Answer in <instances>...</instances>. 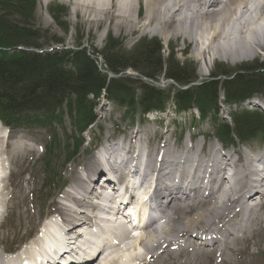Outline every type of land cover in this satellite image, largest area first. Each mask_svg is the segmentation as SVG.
I'll return each instance as SVG.
<instances>
[{
    "label": "rangeland",
    "instance_id": "rangeland-1",
    "mask_svg": "<svg viewBox=\"0 0 264 264\" xmlns=\"http://www.w3.org/2000/svg\"><path fill=\"white\" fill-rule=\"evenodd\" d=\"M141 2L142 0H137L139 6H141ZM36 3V6H34V8L32 9L30 17L26 19L24 18V14H22L18 9L10 6L9 9L6 10L7 18H3H6V20L8 19L9 22H12L13 26L16 28L36 32L37 35L32 36L31 40L33 42H38L39 45L43 46V49L49 50V48L51 47H61L56 45L57 40L65 42L62 45L63 47L69 48L71 50H75L76 48H87L86 51L90 53H102L107 49L113 48L117 44L118 45L116 47L119 48V44H121V53L130 55L134 54L136 51L141 50L145 42L148 43L157 41L162 48V59L164 60V63L166 62L167 64L170 57L173 56L175 61L178 62L181 66H187L188 74H191V72H193L194 76L198 77L199 80H202L203 83L211 82L213 80V75L218 76L221 75L222 72L229 73L228 75L233 74L234 76L232 75V79L233 77H236V72L244 69L245 65L253 66L256 63H264V55L260 54H258V57L256 59L240 60L235 63L231 61H223L221 59H213V62L211 63L209 68V73H205L206 76L202 77V75L200 74L206 72V68H208L205 64L207 60L201 58L202 55L199 53L200 51L196 47V43L194 41L191 42L190 39H186L185 35L181 34H176L175 36L173 34L168 37V39H166V34L161 36L158 35V31L155 32V28H159L157 24L147 27V30H145L147 32H143L146 12H141L140 9L138 12L136 6L134 13L137 12L136 20L140 22V26L139 28H137V30L134 29L132 31H129L125 23H119L118 20H116L112 16L101 15L100 13L88 11L87 9L82 8L81 5L78 6V1L76 0H49L46 9L43 6L41 0H37ZM96 3H98V0H96ZM102 3L104 4V1ZM112 4L113 2L111 3V8ZM167 4L171 6V3L169 1L167 2ZM94 6L96 5L94 4ZM50 7L52 8L50 9ZM111 8L109 9V11H111ZM165 8L166 7H164L161 12L162 14H164V18H168L170 14L164 12ZM2 10L3 8L0 7V16H3V14L5 13V11ZM50 10H52L55 14L53 18L51 17V14L53 12L49 13ZM183 18L184 16L179 15L172 20L178 21L183 20ZM132 19H134V16ZM182 23L180 25H182ZM67 27L70 34L66 33L64 30ZM202 59L204 60V62L202 61ZM100 62L102 63L101 60ZM163 69H165V66L163 67ZM127 76L125 77V79H129L132 81L140 80L139 76L134 75L133 72H130V75ZM162 77H167L166 71H163V73L160 74L159 78H161V80L154 85L156 86V88H159L166 93L174 92L175 90H177L176 86L171 85L170 81H164ZM223 81L224 78L221 79V82ZM225 111H227V108H225ZM96 113L101 117L99 119V124L100 127L104 129V133L99 134V128L94 129V132L92 133L94 139H97L99 136L101 138H106L105 140H107L108 138H113L112 135L113 133H115L114 125L115 123H117L118 118H123L124 110L113 107L109 102H101L96 110ZM103 115H105V117H103ZM220 115L222 118H226L225 112L221 113ZM183 117L185 118V122L188 123L192 120L193 114L189 113ZM123 119H126L125 121L129 120L128 118ZM226 121L230 123L229 118H227ZM65 125L67 126V130H69V120L67 118L65 119ZM122 128L123 125L122 123H120V130ZM213 130V123L210 119L206 122L201 123L198 128V131L208 132L210 134L213 133ZM47 134L49 133L47 132ZM47 134L44 133L43 137L41 135L38 136L41 141V146H43L45 143L44 141L47 140ZM62 134L63 133H60L58 135L61 141L60 148L58 149L59 155L57 160V165H59V167L62 165L64 157H67L65 155L63 142L64 136H62ZM93 145H95V143H93ZM250 145L252 146V148H248L249 152L254 153L258 146L256 143H251ZM239 150L242 151L241 148H239ZM44 153L45 152H36L33 156L29 154L30 156H32V158H28L29 155H27L26 158L25 156H22V158L18 157L14 159V165L16 166L17 172L13 173L10 178V182L14 179L15 188L12 192V197L10 198L7 205V213L9 212V216L13 217L12 214H14V223H11L9 227H7V225L5 228L2 227L0 233L1 247H12L19 240H22L20 239L21 237H25L27 233L31 232L34 229V224L30 221L33 220L35 223H37L38 219L40 218L36 214H32L30 211H28L27 199L29 197V190L33 186L35 187L34 190H38L41 182H43V164L45 160ZM26 177L29 180H25ZM29 182H33L34 184H31ZM1 197L6 198L7 194L5 193L4 196V193H2ZM262 201V204H264V197L262 198ZM38 203L40 202L38 201ZM204 206H206V204H204ZM39 208L41 209L40 204L39 206H35L36 211L39 210ZM257 209L258 207L256 208V210ZM260 214L264 215V211H262ZM193 217L195 216H192V214H190V217L188 219H192ZM254 228L257 229V231H250L249 236L255 235L256 239H254L252 242L254 244L258 243V247L254 246L252 248V245H250L247 249V251H249L252 248L250 254L244 256V254L238 253L245 252L246 248L244 246H246V244H234L233 247H231L234 251L237 250L238 252L232 254L229 252H225V259L221 263L216 262V264H264L262 258H257L259 256L257 252L264 249V226H254ZM173 264H175V262Z\"/></svg>",
    "mask_w": 264,
    "mask_h": 264
},
{
    "label": "trees",
    "instance_id": "trees-1",
    "mask_svg": "<svg viewBox=\"0 0 264 264\" xmlns=\"http://www.w3.org/2000/svg\"><path fill=\"white\" fill-rule=\"evenodd\" d=\"M5 2L6 11L12 1ZM18 3L19 11L29 16L35 4L34 0H19ZM5 15L0 16L1 47H41L38 42L31 40L32 36L36 35L34 32L14 27L8 19L3 18L7 17V13ZM64 30L67 31L68 27ZM103 56L107 69L114 74L132 69L141 76L155 80L166 71V78L181 85L188 84L194 74H188L187 66H181L173 56L168 58L167 64L164 63L162 48L157 41L145 43L136 54L127 55L114 50L104 52ZM66 62H72L76 72L63 70L62 64ZM228 74L222 72L224 77L231 76ZM218 87L219 82L213 81L197 89L180 92L177 101L183 108L195 105L205 115L210 106L217 102ZM222 88L227 101L230 102L247 98L254 93H264V66H247L237 73L233 80L223 82ZM104 89H107L110 98L122 105H128L130 110L135 109L137 105L145 107L152 102L157 105L163 102L162 94L155 90L144 88L143 97L140 98L133 88L124 85L122 81L112 80L108 84L106 76L100 72L96 62L83 52H79L74 59H70L69 54L42 57L16 53L0 58V117L8 120L12 115H16L13 120L16 124L30 119L29 116L23 115L27 112L51 115L63 106L66 99L68 107L76 104L80 112H91L93 103L86 97L90 94L98 97ZM72 95L75 99L71 98ZM244 122L245 120H242V126ZM242 126L238 124L237 127L240 135L248 132L246 126Z\"/></svg>",
    "mask_w": 264,
    "mask_h": 264
},
{
    "label": "bare ground",
    "instance_id": "bare-ground-1",
    "mask_svg": "<svg viewBox=\"0 0 264 264\" xmlns=\"http://www.w3.org/2000/svg\"><path fill=\"white\" fill-rule=\"evenodd\" d=\"M45 1L48 2L49 0ZM76 1H78V6L81 5L82 8H85L88 11L100 13L101 15L112 16L118 20L119 23H125L129 31L134 29L137 30V28L140 26V22L136 20L137 12L134 13L136 5L134 0H113L112 8L111 0H98V3H96V0ZM103 1L104 4L102 3ZM143 1L146 8L143 32L147 30V27L157 24L159 28H155V32L158 31V35L161 36L166 34V39H168V37L173 34L174 36L176 34H181L185 35L186 39H190L191 42L194 41L196 43V47L200 51L199 53L202 55L201 58L207 60L205 64L208 68H206V72L200 74L202 77L206 76L205 73H209V68L213 62V59H221L223 61H231L235 63L240 60L256 59L258 54L264 52V0H261L257 3V11L255 10V12H253V19L248 18V20L246 17L248 16L247 13L250 10L249 4L253 3L254 0H226L225 2H222V0H180L179 6L177 3H175L177 0H173L174 5L172 6L167 4L168 0ZM42 2H44V0H42ZM94 4L96 6H94ZM174 6L176 9H174ZM164 7H166L164 12L170 14L171 17L175 18L176 16L180 15L184 16L183 20H173V22H170V18L164 19V14L161 12ZM110 8L111 11H109ZM133 16L134 19H132ZM237 16H239V19H237ZM181 23L183 26L180 25ZM203 59L202 61L204 62ZM224 159H227L230 163L231 159H228L227 155L224 156ZM89 160L90 159H88V161ZM130 160L134 161L135 158H130ZM125 161L127 162V160H122V163L120 162V164H124ZM244 162L245 163L241 169L243 171L241 173L242 180L247 174L254 178H258L259 170H255V166L253 165L251 159H248L246 156ZM87 163L88 162L85 163L83 172L88 171ZM104 171H106L107 175H112V178L115 180L117 179L116 175L114 174V168L108 164L103 166L99 171L96 172V174L102 173ZM219 171L220 170L213 168V173L218 174ZM78 174L73 181V188L76 190L77 184V187L80 189L78 192L79 196H77L78 200L74 198L71 199L78 207H80L79 210H84L85 213H88L89 211L93 212L97 208L93 202V194L87 191L84 192L79 179L81 176ZM158 179L159 178H157V181ZM259 179L264 181V178L262 177ZM119 182L120 180H117L115 183L109 184V186H118L117 184ZM244 183L245 182L243 181L238 182L239 185H243ZM222 184L224 185V183ZM97 187L99 188V186ZM90 190H92L91 192L96 191L94 188ZM99 190L106 189L101 187ZM166 190H171V187L167 186ZM170 194L172 195V193ZM224 195L230 199L232 197V192L225 191ZM212 198L216 199L214 195ZM171 199L173 200L174 198L172 197ZM84 200H87L89 204H87ZM96 200L99 199L97 198ZM104 200L108 201H103L104 204L109 203L108 196H106V199ZM80 203L85 207L82 208ZM143 203L144 202H142V204ZM179 204L169 206L168 209L163 212V216L169 223V228L166 229V231L163 230L164 232L161 231L162 235L167 237L172 235V233H175L176 235H186L189 232V229H193L197 225L199 227H202V225L206 227V223L207 225L209 223V225L212 223L215 224L217 220L223 219L229 210V208L224 207V203L217 204L214 205L210 211L200 213V216H198L196 220L194 218L182 222L181 218L186 214V212L185 209L179 206ZM144 208H146V206L142 207L143 210ZM59 213L66 215V211L64 209H60ZM170 213H177L178 215L180 214V216L175 219L170 215ZM113 216L116 217V214H113ZM136 219L137 221H141V219L137 216ZM108 222H110L111 225H116L117 223L115 219H110ZM108 222L106 224H108ZM172 229L173 231L171 233ZM105 237L106 235L101 236L102 241L105 240ZM123 241L130 242L134 246L133 250L137 249L140 251L141 248H144V245H146L147 242H154V237L149 238L148 236L144 235L140 236L137 233L135 237L125 235L122 238V242ZM92 249H94V246ZM125 250H127L126 247ZM118 253L121 256H118L117 253H115L112 259H106L101 264H114L116 260L115 258H118L117 263H126L127 260L131 259L128 253Z\"/></svg>",
    "mask_w": 264,
    "mask_h": 264
}]
</instances>
